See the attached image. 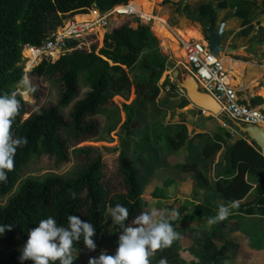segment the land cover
I'll use <instances>...</instances> for the list:
<instances>
[{
	"label": "trees",
	"instance_id": "trees-1",
	"mask_svg": "<svg viewBox=\"0 0 264 264\" xmlns=\"http://www.w3.org/2000/svg\"><path fill=\"white\" fill-rule=\"evenodd\" d=\"M156 1L146 0L152 12ZM129 5L143 7L142 0H0V94L16 93L25 85V49L41 47L52 38L61 25L60 16L68 19L89 15L92 9L106 14L117 6ZM200 12L201 18L208 13L211 15L210 29H215V8L202 6ZM199 21L202 22V19ZM133 23L126 19L116 24L106 34L104 47L98 52L95 46L91 50H82L79 49V41H68L69 52L56 60L44 58L28 74V77L36 79L55 78L61 92L57 104L50 106H31L21 95L17 96L20 108L11 131L16 138H26L27 145L17 149L14 168L8 173L7 181L0 183V224L13 226L11 231L0 236V245L9 251L6 257L0 258V264H20L19 244H25L29 231L48 216H53L58 224L64 226L69 215H77L92 223L96 230V250H88L81 240L74 243L73 253L94 254L106 239L107 208L116 204L126 207L129 224L145 212L143 179L150 172L148 157L135 159L121 154L114 170L109 171L101 153L94 149H81L76 152L80 165L75 174L49 176L42 181L28 179L21 183L25 168L34 158L48 155L66 161L69 159V148L97 139L102 129L99 120L102 111L115 106L114 95L129 90L133 84L136 99L130 105L122 106L126 115L122 131L131 136L134 129L142 126L138 111L143 102L153 103L159 98L161 88L158 84L171 61L161 53L160 41L151 27L136 21L137 28H133ZM136 67L140 70V77L133 83L128 70ZM80 79L90 91L66 117L61 109L78 100ZM170 86L176 89V86ZM252 104V107H258L262 101L256 98ZM187 105L185 101L184 106ZM223 121L239 133L233 121L224 118ZM175 126L173 136L159 135L157 141L164 139L166 145L178 150L187 144L188 129L184 123ZM240 135L241 139L233 144L234 140L227 143L222 135L216 134L205 143L200 153L202 166L214 168L211 185L216 196L235 205L246 201L254 192L264 190V156L256 143L246 135ZM161 148L167 149L164 146ZM219 153L221 155L216 163ZM182 168L189 172L198 170L196 164H185ZM200 180L203 181V177ZM73 193L75 199L72 198ZM4 200L6 203L2 204ZM193 209L186 213L190 222L196 218V212L213 217L218 214L207 203L197 204ZM170 211L182 212L175 206L164 207L165 215ZM238 214L263 221L264 195ZM234 218L221 221L212 231H200V238L190 231L179 236L191 237L198 248L212 254L211 263L218 264L220 259L238 254L237 246L227 234L239 227L240 219ZM120 231L115 225L113 238L116 241ZM162 259L166 264H175L171 245L156 250L148 257L149 264H160Z\"/></svg>",
	"mask_w": 264,
	"mask_h": 264
},
{
	"label": "rangeland",
	"instance_id": "rangeland-1",
	"mask_svg": "<svg viewBox=\"0 0 264 264\" xmlns=\"http://www.w3.org/2000/svg\"><path fill=\"white\" fill-rule=\"evenodd\" d=\"M142 3V8L129 5L130 9L114 8L106 14L92 9L89 15H78L68 19L60 16L61 25L53 35V37L62 35L70 24L88 26L83 38L79 41V49L91 50L95 46L98 52L104 47L106 34L116 24L126 19L134 22L133 28H137L136 21L151 27L154 36L160 41L161 53L169 58L171 64L159 81L158 85L161 88L159 98L153 103L143 102L138 111L142 126L134 129L131 136H127L122 131V125L126 121L122 106L130 105L136 99L133 84L129 90L114 95L115 106H109L102 111L99 116L102 129L97 139L69 148V159L66 161H59L56 157L48 155L34 158L25 168L21 183L28 179L42 181L49 176L67 177L75 174L80 165L76 152L81 149H94L101 153L109 171L114 170L115 162L121 154L135 159L148 157L151 162L150 172L143 179L142 202L145 212L155 208L164 214V207L170 206H175L176 209L181 208L182 211L179 214L175 211L166 214L169 223L177 233V238L171 244L175 264H212L211 253L198 248L188 235L179 236V234L190 231L195 233V237L200 238V231H212L217 224L221 223L218 221L209 224L208 220L213 216L201 212H196V218L190 222L186 213L192 212L195 205L207 203L216 211H219L221 206L232 205L216 196L211 185L214 178L213 167L202 166L200 153L205 143L212 140L214 135H222L227 143H231L237 132L223 121V118L233 121L226 114L214 116L205 112L199 115L198 108L188 100L181 84L193 75L185 60L183 47L185 43L181 42L179 32L193 28L201 29L202 40H194L201 43L207 42L211 15L208 13L201 18L200 9L206 5L213 6L216 15L215 31H218L222 24H226L222 45L227 49L237 50V53L220 56L222 59L227 58L238 64V84L231 85L237 89L244 104L252 107V101L260 98L262 104L258 107L264 108V0H157L153 12L149 10L146 0H142ZM140 13L148 17L144 18ZM79 16L83 18L81 23L77 20ZM90 16H93V19H88ZM158 18L164 20L162 29L169 33L168 38H164L155 29ZM201 19L202 22L199 21ZM68 41L71 40L65 41V47L62 50L42 55L35 62L32 61L30 51L25 49L23 66L27 82L16 92L17 96L21 95L23 100L31 106L57 104L61 88L56 79L30 78L28 74L44 58L50 57L56 60L69 52ZM172 47H177L179 51L175 52ZM244 61L247 63L243 64ZM31 63L32 69H30ZM224 66L228 70V66ZM128 73L133 83L138 81L140 77L138 67L128 70ZM170 85L176 86V89L173 90ZM80 86L81 93L78 100L61 109L66 117L69 116L75 104L84 99L90 91L83 79H80ZM167 87L169 91L166 90ZM185 101L188 102L187 106H184ZM182 123L188 129L187 144L183 148L173 150L171 146L164 143V139L157 141L159 135L173 136L175 125ZM162 146L167 149H162ZM185 164H196L198 170L183 171L182 167ZM201 177L203 181L200 180ZM261 195H264L263 189L254 192L246 201L230 207V213L224 220L235 219L234 217L240 219L239 227L227 233L237 246L238 254L220 259L218 264H264V220L259 221V218L238 214L241 209L253 206ZM5 203L6 200L2 202V204ZM114 226L108 215L106 239L103 245L94 254L73 253L76 264H88L90 257H98L102 252L114 255L118 247V241L113 238ZM23 246L24 244L20 243L18 250L21 251ZM8 253L9 251L0 245V258L6 257Z\"/></svg>",
	"mask_w": 264,
	"mask_h": 264
},
{
	"label": "clouds",
	"instance_id": "clouds-1",
	"mask_svg": "<svg viewBox=\"0 0 264 264\" xmlns=\"http://www.w3.org/2000/svg\"><path fill=\"white\" fill-rule=\"evenodd\" d=\"M19 108L17 93L0 94V183L6 182L8 173L13 170L17 149L27 145L26 138H16L11 131ZM72 198L75 199L74 193ZM234 206V203L221 206L218 214L209 218L208 223L224 220L230 213V207ZM106 211L112 225L121 230L118 247L114 255L102 252L98 257H90L88 264H149V256L158 249L169 247L177 238L168 217L155 208L142 212L130 224L127 223L129 211L123 205L116 204ZM12 227L11 224H0V236L11 231ZM95 236L94 225L77 215H69L66 226L58 224L53 216H48L29 231L19 257L20 264L27 261L31 264H74V243L82 240L85 248L95 251ZM160 264H166V261L162 259Z\"/></svg>",
	"mask_w": 264,
	"mask_h": 264
},
{
	"label": "built area",
	"instance_id": "built-area-1",
	"mask_svg": "<svg viewBox=\"0 0 264 264\" xmlns=\"http://www.w3.org/2000/svg\"><path fill=\"white\" fill-rule=\"evenodd\" d=\"M88 26L70 24L62 35L47 40L41 47H27L32 61L65 47L66 40L80 41ZM186 63L192 71L200 91L212 96L233 121L242 125L264 128V108L251 107L241 102L238 91L229 82L228 72L220 56H214L207 42L191 40L183 45ZM169 91V88H166Z\"/></svg>",
	"mask_w": 264,
	"mask_h": 264
},
{
	"label": "water",
	"instance_id": "water-1",
	"mask_svg": "<svg viewBox=\"0 0 264 264\" xmlns=\"http://www.w3.org/2000/svg\"><path fill=\"white\" fill-rule=\"evenodd\" d=\"M226 24H222L218 31L210 29L208 34L207 43L209 50L214 56H221L222 54L237 53V50L232 48H226L222 45V40L225 32ZM181 87L186 91L188 100L199 110V115H203L208 112L214 116L222 115V107L220 104L210 95L200 91L196 80L193 77L186 79ZM235 126L239 130V134L236 135V140L233 144H236L241 139L240 134L246 135L251 141L256 143L260 148L262 155L264 156V129L262 127L253 125H242L235 123Z\"/></svg>",
	"mask_w": 264,
	"mask_h": 264
},
{
	"label": "bare ground",
	"instance_id": "bare-ground-1",
	"mask_svg": "<svg viewBox=\"0 0 264 264\" xmlns=\"http://www.w3.org/2000/svg\"><path fill=\"white\" fill-rule=\"evenodd\" d=\"M124 8H129V6H117L116 9H124ZM140 15H142L140 13ZM144 18L148 17L145 14L142 15ZM88 19H93V16H90V18ZM159 19V18H158ZM77 20L81 23L83 18L81 16L77 17ZM163 24H164V20L159 19L156 23L155 29L164 37V38H168L169 37V33L166 32V30L162 29L163 28ZM201 30V29H200ZM200 30L198 28H193L190 30H186V31H181L179 32V37L182 39V41H184V43H188L193 39L202 40V36L200 34ZM173 48V47H172ZM175 50V52L177 51V47L173 48ZM179 51V50H178ZM177 51V52H178ZM31 53V52H30ZM222 59V58H221ZM186 60V59H185ZM223 64L228 66V71H229V82L232 85H237V78H238V74H239V70H238V64L237 63H233L230 60H228L227 58H223ZM33 64H30V69H32ZM28 68V71L30 70Z\"/></svg>",
	"mask_w": 264,
	"mask_h": 264
},
{
	"label": "crops",
	"instance_id": "crops-1",
	"mask_svg": "<svg viewBox=\"0 0 264 264\" xmlns=\"http://www.w3.org/2000/svg\"><path fill=\"white\" fill-rule=\"evenodd\" d=\"M181 40V42H183L182 41V39H180ZM194 40V39H193ZM223 41V40H222ZM203 43H204V41H203ZM223 60V59H222ZM247 62L246 61H244L243 62V64H246ZM227 70V69H226ZM227 72H228V74H229V71L227 70ZM236 89V88H235ZM237 90V89H236ZM238 95H239V92H238ZM240 97V96H239ZM241 100V99H240ZM241 102L243 103V101L241 100ZM244 104V103H243ZM246 105V104H245ZM234 122V121H233ZM235 123V122H234ZM264 129V128H263ZM237 134H239L238 132H237ZM234 141L236 140V137L233 139ZM233 141V142H234ZM220 155H221V153H219L218 154V156H217V159H216V163H218V161H219V158H220ZM214 169V168H213ZM221 199V198H220ZM222 200V199H221ZM222 201H224V200H222ZM225 202V201H224ZM226 203H229V202H226Z\"/></svg>",
	"mask_w": 264,
	"mask_h": 264
}]
</instances>
